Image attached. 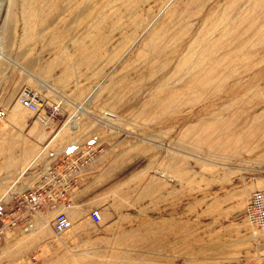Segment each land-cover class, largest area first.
<instances>
[{"label": "rangeland", "instance_id": "374dc122", "mask_svg": "<svg viewBox=\"0 0 264 264\" xmlns=\"http://www.w3.org/2000/svg\"><path fill=\"white\" fill-rule=\"evenodd\" d=\"M41 78L116 113L130 158L109 254L90 229L84 255L33 262L264 264V229L245 215L264 188V0H0V156L13 173L34 168L19 121L35 113L20 98ZM0 264L15 263L0 249Z\"/></svg>", "mask_w": 264, "mask_h": 264}, {"label": "crops", "instance_id": "0c3cea01", "mask_svg": "<svg viewBox=\"0 0 264 264\" xmlns=\"http://www.w3.org/2000/svg\"><path fill=\"white\" fill-rule=\"evenodd\" d=\"M37 82L35 90L20 88V91H29L34 95L40 109L34 112V121H19V127L24 129L20 139L25 145L27 159H33L34 168L19 174L13 173L7 166L16 167V159L12 158V154L8 159L3 151L0 156V219L6 214H13L16 199L21 193L42 186L46 182V168L62 157L78 156L86 152L89 145L94 147L96 157L81 170L79 178L64 199L46 206L36 215H25L34 224L32 230L25 229L27 222L24 221L9 225L3 233L0 249L4 257H8V262L15 264H23V261L36 264V261L33 262L36 258L51 259L58 254L65 258L59 262L66 263V257L86 253V241L91 239L88 230L97 229V238L102 243L100 249L109 254L108 249L115 239L114 226L117 225L111 213L112 189L117 177L123 173L124 165L128 164L126 160L130 158L123 151L122 130L117 126V114L104 111L103 117L100 116V107L85 102L89 94H84V87L76 89L75 86L71 97L64 98V91L56 88L53 82L44 78ZM105 116H109V120L104 119ZM10 142V136L2 137L1 143ZM51 152L56 154L55 158L49 156ZM60 210L72 222V227L62 233L56 232L53 226L54 217ZM94 210L101 214L99 222L91 219L90 214Z\"/></svg>", "mask_w": 264, "mask_h": 264}, {"label": "built area", "instance_id": "2783aa9c", "mask_svg": "<svg viewBox=\"0 0 264 264\" xmlns=\"http://www.w3.org/2000/svg\"><path fill=\"white\" fill-rule=\"evenodd\" d=\"M20 104L31 112H39V104L34 95L29 91L20 98ZM7 113L0 109V123L5 119ZM96 140V139H95ZM51 158H55L56 154L51 152ZM96 157V151L92 145H89L86 152L78 156H64L55 164L46 168L44 179L46 182L36 190H29L21 193L16 199V210L12 215H4L9 221L0 231V239L4 231L9 225H15L21 222H27L25 229L32 230L34 224L25 218V215H36L46 206L54 205L59 200L64 199L75 182L79 178L81 170L86 164L92 162ZM245 215L247 221L260 229H264V188L253 192L250 196L246 207ZM91 219L95 222L101 220V214L98 210H94L90 214ZM53 226L56 232L62 233L72 227L69 216L62 210L57 212L53 220Z\"/></svg>", "mask_w": 264, "mask_h": 264}, {"label": "bare ground", "instance_id": "6f19581e", "mask_svg": "<svg viewBox=\"0 0 264 264\" xmlns=\"http://www.w3.org/2000/svg\"><path fill=\"white\" fill-rule=\"evenodd\" d=\"M31 6V5H30ZM39 14V13H38ZM78 14V13H77Z\"/></svg>", "mask_w": 264, "mask_h": 264}]
</instances>
